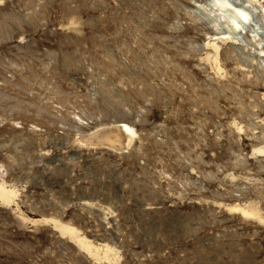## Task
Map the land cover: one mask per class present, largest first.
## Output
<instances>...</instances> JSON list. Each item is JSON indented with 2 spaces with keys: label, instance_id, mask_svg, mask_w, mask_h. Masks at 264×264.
Returning <instances> with one entry per match:
<instances>
[{
  "label": "rangeland",
  "instance_id": "obj_1",
  "mask_svg": "<svg viewBox=\"0 0 264 264\" xmlns=\"http://www.w3.org/2000/svg\"><path fill=\"white\" fill-rule=\"evenodd\" d=\"M0 264H264V0H0Z\"/></svg>",
  "mask_w": 264,
  "mask_h": 264
},
{
  "label": "bare ground",
  "instance_id": "obj_2",
  "mask_svg": "<svg viewBox=\"0 0 264 264\" xmlns=\"http://www.w3.org/2000/svg\"><path fill=\"white\" fill-rule=\"evenodd\" d=\"M118 131V132H117ZM113 135L115 134V135H117V137H118V140L117 141H119L120 143H121V145L122 144H125V141H126V139L128 138V136H127V134L123 131V130H121V129H118V130H116L114 133H112ZM112 134H110L111 136L110 137H112ZM106 135V134H105ZM109 135V134H108ZM124 136V138H123V136ZM109 137V138H110ZM115 137V136H114ZM108 138V137H107ZM106 139V138H105ZM119 144V143H118ZM3 191V190H2ZM4 193V192H3Z\"/></svg>",
  "mask_w": 264,
  "mask_h": 264
}]
</instances>
